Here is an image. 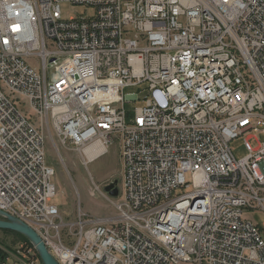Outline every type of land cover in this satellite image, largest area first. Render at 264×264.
<instances>
[{
	"label": "built area",
	"instance_id": "1",
	"mask_svg": "<svg viewBox=\"0 0 264 264\" xmlns=\"http://www.w3.org/2000/svg\"><path fill=\"white\" fill-rule=\"evenodd\" d=\"M64 2L94 14L66 17ZM51 123L85 164L116 143L123 158L119 213L80 211L71 244ZM252 209L264 213V0H0V218L29 224L59 264H264Z\"/></svg>",
	"mask_w": 264,
	"mask_h": 264
},
{
	"label": "rangeland",
	"instance_id": "2",
	"mask_svg": "<svg viewBox=\"0 0 264 264\" xmlns=\"http://www.w3.org/2000/svg\"><path fill=\"white\" fill-rule=\"evenodd\" d=\"M61 6L62 13L66 17L94 14V9L84 4L64 2ZM27 61L32 66L41 69V62L37 55L27 57ZM133 91L140 97L145 94V91L138 90L136 86H128L125 89V92ZM141 103L142 100L137 99L128 104L134 107L135 104L140 105ZM19 105L32 114V119L38 125L41 124V117L28 106V103L25 105L19 103ZM45 133L47 160L56 170L53 180L58 191L52 198V202L60 208L63 221L62 237L71 244L78 230L77 220L80 211L84 212L85 216L90 215L98 218L114 217L119 213L111 201L114 198L118 202L123 200V158L120 153V145L118 143L111 145L105 153L85 164L82 153L77 147L59 140L52 123L51 128L45 126ZM251 143L256 145L254 139H251ZM231 146L238 157H242L248 152L243 135L233 138ZM115 179H117L119 194L112 196L105 186ZM246 214L255 222L262 224L264 221V213L260 209H252ZM24 236L26 235L23 233L20 235L0 228V249L6 255L4 259L3 256L1 257L0 264H26L28 262L38 264L35 259L36 249L35 252L33 249L28 252V247L31 248L32 242L27 236L29 240L24 239Z\"/></svg>",
	"mask_w": 264,
	"mask_h": 264
},
{
	"label": "water",
	"instance_id": "3",
	"mask_svg": "<svg viewBox=\"0 0 264 264\" xmlns=\"http://www.w3.org/2000/svg\"><path fill=\"white\" fill-rule=\"evenodd\" d=\"M105 189L112 196H117L119 194V187L117 185V179L108 183ZM0 228H6L15 230L26 235L31 242L35 245L43 264H59L57 259L47 248L44 240L38 234V232L32 228L29 224L19 221L16 217L9 215L7 218H0Z\"/></svg>",
	"mask_w": 264,
	"mask_h": 264
},
{
	"label": "bare ground",
	"instance_id": "4",
	"mask_svg": "<svg viewBox=\"0 0 264 264\" xmlns=\"http://www.w3.org/2000/svg\"><path fill=\"white\" fill-rule=\"evenodd\" d=\"M82 263H84V256L71 257V264H82Z\"/></svg>",
	"mask_w": 264,
	"mask_h": 264
},
{
	"label": "trees",
	"instance_id": "5",
	"mask_svg": "<svg viewBox=\"0 0 264 264\" xmlns=\"http://www.w3.org/2000/svg\"><path fill=\"white\" fill-rule=\"evenodd\" d=\"M3 230H5V231H13V232H15V233H19L20 235H21V233L20 232H18V231H15V230H11V229H6V228H2ZM24 235V234H23ZM24 239H27V240H29L26 236H24ZM3 256V259L6 257V255H5V253H4V251L3 250H1L0 249V260H1V257ZM2 259V260H3ZM2 262V261H1ZM43 264V263H42Z\"/></svg>",
	"mask_w": 264,
	"mask_h": 264
}]
</instances>
